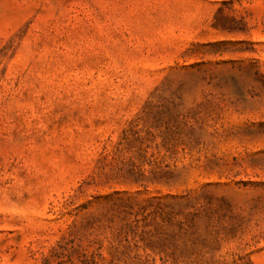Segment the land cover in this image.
Returning a JSON list of instances; mask_svg holds the SVG:
<instances>
[{"label":"rangeland","instance_id":"374dc122","mask_svg":"<svg viewBox=\"0 0 264 264\" xmlns=\"http://www.w3.org/2000/svg\"><path fill=\"white\" fill-rule=\"evenodd\" d=\"M0 264H264V0H0Z\"/></svg>","mask_w":264,"mask_h":264}]
</instances>
